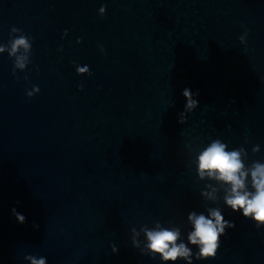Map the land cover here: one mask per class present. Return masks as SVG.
<instances>
[{"label": "water", "instance_id": "water-1", "mask_svg": "<svg viewBox=\"0 0 264 264\" xmlns=\"http://www.w3.org/2000/svg\"><path fill=\"white\" fill-rule=\"evenodd\" d=\"M13 27L32 49L15 74L0 53V264H165L131 229L178 227L195 254L187 217L208 207L235 227L192 264H264V227L196 171L215 139L264 163V0H0V45Z\"/></svg>", "mask_w": 264, "mask_h": 264}, {"label": "clouds", "instance_id": "clouds-1", "mask_svg": "<svg viewBox=\"0 0 264 264\" xmlns=\"http://www.w3.org/2000/svg\"><path fill=\"white\" fill-rule=\"evenodd\" d=\"M105 7L99 9L102 16ZM20 33L10 38L7 45H0V53L8 52L9 57L14 58L13 74L17 69L23 71L30 63V53L32 49L31 38L24 35L22 30L13 27L11 34ZM66 34V33H65ZM245 35L240 37L241 43L245 42ZM80 42L79 40L77 41ZM103 51V49H101ZM76 71L79 75L90 74L87 66L77 65ZM27 79V77H25ZM81 89L83 85L81 84ZM39 92V87L34 86L27 92L29 97ZM182 95L186 99L184 110L179 114L178 123L186 122L187 114L191 113L199 105L195 98L199 93H193L191 89L185 88ZM259 145L252 148L253 153L259 152ZM248 154L245 148L228 149V145L220 139L212 140L196 156V171L200 180L215 181L219 188L211 183L206 185L205 191L201 195L207 201L218 202V193L223 190L224 204L233 212H240L246 219L255 222L257 228L264 227V163L253 161L250 166L245 164ZM207 215L195 211L189 213L187 220L190 222L192 230L188 233L187 240L198 248L197 253L181 240L180 228L164 227L157 221L154 227L147 225L140 227L139 231L134 227L132 232V243L134 247L140 248L142 253L155 257L159 255L162 261L172 262L184 260L186 264H192L193 255L198 260L215 258L220 246V237L225 235V230L235 227L233 222L224 219L222 210L219 207H208ZM16 220L23 224L26 217L12 209ZM34 227H39L34 225ZM144 234L145 242L141 247L138 240L140 233ZM113 253L118 249L113 246ZM30 264H46V258H37L32 255L25 256Z\"/></svg>", "mask_w": 264, "mask_h": 264}]
</instances>
